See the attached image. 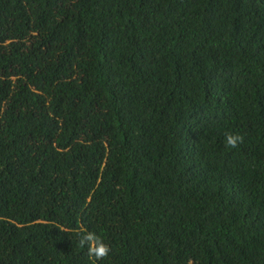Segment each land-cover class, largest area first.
Instances as JSON below:
<instances>
[{"label": "trees", "instance_id": "16d2710c", "mask_svg": "<svg viewBox=\"0 0 264 264\" xmlns=\"http://www.w3.org/2000/svg\"><path fill=\"white\" fill-rule=\"evenodd\" d=\"M0 264H264V0H0Z\"/></svg>", "mask_w": 264, "mask_h": 264}, {"label": "clouds", "instance_id": "9594fccd", "mask_svg": "<svg viewBox=\"0 0 264 264\" xmlns=\"http://www.w3.org/2000/svg\"><path fill=\"white\" fill-rule=\"evenodd\" d=\"M243 140L244 137L238 133H226L224 144L226 148H236ZM78 247L86 249L87 255L94 261L105 259L111 252V248L100 235L89 231L78 234Z\"/></svg>", "mask_w": 264, "mask_h": 264}]
</instances>
